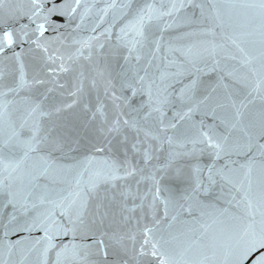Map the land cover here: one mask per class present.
Here are the masks:
<instances>
[{
	"label": "water",
	"instance_id": "obj_1",
	"mask_svg": "<svg viewBox=\"0 0 264 264\" xmlns=\"http://www.w3.org/2000/svg\"><path fill=\"white\" fill-rule=\"evenodd\" d=\"M141 27L153 43L130 53ZM72 116L104 131L57 150ZM172 152H193L180 182ZM113 164L140 170L105 185H131L130 211L93 235L77 209L90 224ZM0 264H264V0H0Z\"/></svg>",
	"mask_w": 264,
	"mask_h": 264
},
{
	"label": "snow or ice",
	"instance_id": "obj_2",
	"mask_svg": "<svg viewBox=\"0 0 264 264\" xmlns=\"http://www.w3.org/2000/svg\"><path fill=\"white\" fill-rule=\"evenodd\" d=\"M144 20L143 16L139 17V22L142 24ZM43 28V25L40 26ZM5 39L8 41V43H11V39L9 36V33H4ZM153 41H149L148 37L145 36L143 28H139L136 32V38H134L132 42V47L129 49L130 53L134 50L139 48H150ZM156 44V47L159 48V41L154 42ZM37 47H41L39 44H37ZM44 52L47 53L48 49L45 48ZM56 59L58 57L55 56V54L47 55L44 57L45 64L47 65V72L50 74H55L57 72V68L53 67L56 63ZM141 59L140 55L136 56V60L139 61ZM59 71H67L66 68H64L63 64L59 66ZM143 79V77H141ZM37 84H43L46 81L40 79L35 81ZM81 87H77L75 89V92L70 93L69 95H78L80 93ZM78 103V99L73 101V104L65 105L64 108L71 109L74 104ZM87 107V105H85ZM56 112L62 111V108H56ZM153 111H160V108L157 107L153 109ZM160 123L163 125V120L161 119ZM124 125H128V121H124ZM135 127V125H133ZM172 127H175V125H172ZM120 130V121L117 118V120L112 122V125L107 128V133H119ZM104 129H96L92 126H90L88 123L81 121L78 117L72 116L68 119H66L63 123H61L58 126H54L53 129L50 130V134L52 136V142L53 146L57 150H63L65 148L71 150L73 147H77L82 145L85 141L90 140L93 138L98 132H103ZM150 133L145 132V136H149ZM202 136L205 134H201ZM156 137H153L155 139ZM208 140V143L212 145V139L210 136L206 137ZM126 141L127 137L124 138V141H117L113 147L114 149L119 152L121 150V147H126ZM169 143H172V138L169 137L168 140ZM202 140H194L192 141L193 144V152L195 151V145L196 143H202ZM216 148H219L220 146L218 144L212 145ZM133 148L136 151H140V148L137 147V145H133ZM98 151L102 149H97ZM193 152H172L169 153L168 162L166 165H164L165 170L171 171V177L170 179L175 182H180L184 179V166L179 163L180 159L184 156L192 155ZM143 157L145 161H150L152 159L151 155V147L144 148L143 149ZM139 171L135 167L126 166V165H118L113 164L108 167L107 172L104 174L103 180L93 183L90 185L88 196L95 200V212L93 213V219L90 224H85V221L81 219V217L84 215V211L87 208V204L81 203L78 206L77 209V220H79V226H83L88 229V231L94 235V232L92 231L94 228H99L100 226H103L105 223V220L109 219V217H115L118 214H123L126 211H130L127 209L126 201L130 196H133L131 185L129 184L126 187H123L120 191H112L109 188L105 187V185H112V187H115L116 181H129L132 179H135L136 176L139 174ZM123 173L122 175L120 173ZM198 173L199 169L194 170V174L197 176L198 179ZM142 179L144 177H141ZM154 182L156 181L155 174H153L152 177ZM137 184L140 183L139 180L136 181ZM158 183V182H157ZM159 192V188L157 187V193ZM97 221L99 222L97 224ZM107 236L109 239H115L116 234L115 233H107V232H101V239L94 241V245L97 249V253H102L104 256H107L109 253L107 251V245L104 243L103 237ZM145 243H147V239L145 240ZM143 247V246H142ZM153 248H155V245H153ZM122 250V249H121ZM152 255H156L155 251L152 252Z\"/></svg>",
	"mask_w": 264,
	"mask_h": 264
}]
</instances>
